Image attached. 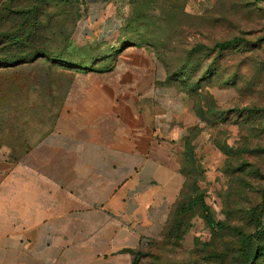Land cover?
Wrapping results in <instances>:
<instances>
[{
	"label": "rangeland",
	"instance_id": "1",
	"mask_svg": "<svg viewBox=\"0 0 264 264\" xmlns=\"http://www.w3.org/2000/svg\"><path fill=\"white\" fill-rule=\"evenodd\" d=\"M82 1L29 0L37 7L21 29L1 26V59L28 31L45 55L0 62V144H37L94 80L134 79L114 95L144 96L139 106L169 146L186 196L169 210L178 230L145 242L140 264H264L248 247L264 232V0H105L96 13L113 23L100 31L95 20L88 34ZM136 52L144 62L127 69ZM196 195L222 227L197 205L178 212Z\"/></svg>",
	"mask_w": 264,
	"mask_h": 264
},
{
	"label": "crops",
	"instance_id": "2",
	"mask_svg": "<svg viewBox=\"0 0 264 264\" xmlns=\"http://www.w3.org/2000/svg\"><path fill=\"white\" fill-rule=\"evenodd\" d=\"M82 3L87 34L113 23L96 13L105 0ZM134 82L94 80L37 144H0V264H130L128 250L159 236L184 178L144 96L114 95Z\"/></svg>",
	"mask_w": 264,
	"mask_h": 264
},
{
	"label": "trees",
	"instance_id": "3",
	"mask_svg": "<svg viewBox=\"0 0 264 264\" xmlns=\"http://www.w3.org/2000/svg\"><path fill=\"white\" fill-rule=\"evenodd\" d=\"M37 7V4L34 2V4H30L29 0H0V28L3 26L4 23L7 22V20H10L11 24L16 25V28L21 29L24 24L27 22V17L31 15V13L34 11V9ZM34 26L38 25L36 24L38 20L36 17L33 20ZM34 40V34H32L30 31L27 32V36L24 39L17 40L18 45L17 46H10V50L3 55L4 59L0 58V62L6 63L7 61H11L14 63H19L21 60L29 58L30 60H34L35 58L45 55L44 51L36 48V44L33 41ZM237 39H231L226 40L222 42H218L215 44L216 47H218L220 50L233 47L238 44ZM27 46H30V49L27 50ZM9 49V47H7ZM14 48V49H13ZM27 57V58H26ZM114 63L110 65L105 71H110L114 67ZM184 185H185V179L182 184L179 196L177 197L175 203L173 205H178L180 199L186 198L184 194ZM172 205V206H173ZM191 205H197L201 208L204 214V218L209 223L210 226L220 228L222 227L219 222H215V220L212 217V214L209 211L208 206L204 202L202 195H196L192 197H187V201L185 204L179 205L178 212L180 213L183 209L191 206ZM256 220L257 226L261 227L262 225V217L260 214H256L254 217ZM170 216L168 214L167 220L159 234V238H170L171 235H173L178 229L176 226H168L170 222ZM181 234V233H180ZM253 235V234H252ZM250 235V243L251 245L249 247V256H252L256 258L264 255V242H261L260 238H264V232L262 230L258 231V233L255 235ZM156 237V238H158ZM241 237L244 238L245 236L241 234ZM254 237V241L257 240L255 246H252V238ZM152 238V239H156ZM150 239V240H152ZM246 241V240H245ZM140 247L135 250H128L131 255V263L130 264H140ZM252 257V258H253ZM251 260V258H250Z\"/></svg>",
	"mask_w": 264,
	"mask_h": 264
}]
</instances>
